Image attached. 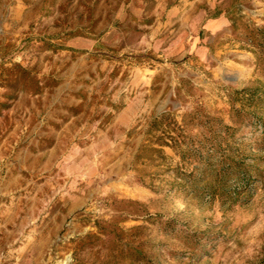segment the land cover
I'll use <instances>...</instances> for the list:
<instances>
[{"label": "rangeland", "instance_id": "rangeland-1", "mask_svg": "<svg viewBox=\"0 0 264 264\" xmlns=\"http://www.w3.org/2000/svg\"><path fill=\"white\" fill-rule=\"evenodd\" d=\"M191 118L246 181L180 187ZM0 264H264V0H0Z\"/></svg>", "mask_w": 264, "mask_h": 264}, {"label": "trees", "instance_id": "trees-1", "mask_svg": "<svg viewBox=\"0 0 264 264\" xmlns=\"http://www.w3.org/2000/svg\"><path fill=\"white\" fill-rule=\"evenodd\" d=\"M212 121L211 126L210 123L195 124L192 118L186 120L178 135L165 130L168 140L164 143L180 158L176 177L181 178L180 187L187 194L216 197L233 179L241 182L248 178L232 128L223 126L220 129V122Z\"/></svg>", "mask_w": 264, "mask_h": 264}]
</instances>
